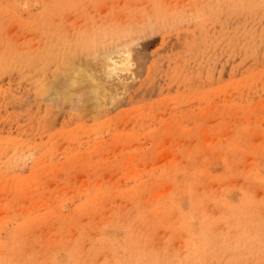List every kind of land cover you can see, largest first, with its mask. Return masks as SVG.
Here are the masks:
<instances>
[{
  "label": "rangeland",
  "instance_id": "1",
  "mask_svg": "<svg viewBox=\"0 0 264 264\" xmlns=\"http://www.w3.org/2000/svg\"><path fill=\"white\" fill-rule=\"evenodd\" d=\"M0 264H264V0H0Z\"/></svg>",
  "mask_w": 264,
  "mask_h": 264
},
{
  "label": "bare ground",
  "instance_id": "2",
  "mask_svg": "<svg viewBox=\"0 0 264 264\" xmlns=\"http://www.w3.org/2000/svg\"><path fill=\"white\" fill-rule=\"evenodd\" d=\"M121 20H122V19H121ZM113 23H114V21L112 22V24H113ZM116 23H117V22H115V24H116ZM118 23H119V22H118ZM109 25H110V24H109ZM100 29H101V28H98V30H100ZM103 33H104V32H103ZM105 33H110L111 35H114V34L116 35V34H118V36L122 34V33L119 34L118 29H116L115 27H109V28H107ZM78 34H79V33H78ZM98 36H100L99 31H97V33L93 32V34H92L91 37H89V38H90V39H93V40L97 43V41H98L99 38L101 37V36H100V37H98ZM102 36H103V35H102ZM101 38H102V37H101ZM89 41H90V40H89ZM94 41H92V42L94 43ZM86 42H87V41H86ZM89 44H90V43L88 42V46L91 45V44H90V45H89ZM94 44H95V43H94ZM94 44L91 45L90 47H94V46H95ZM45 45H46V44H45ZM85 45H86L85 49L87 48L86 50H89V49H88L89 47L87 46V43H86ZM111 47H112V46H111ZM95 48H98L97 45L95 46ZM95 48H94V49L91 48V52H92V54L95 53V52L97 51V49L95 50ZM127 48H128V47H127ZM107 49H108V48H107ZM111 50H112V49H111ZM111 50H110V51H111ZM68 51H69V50H68ZM74 51H75V49H74ZM89 51H90V50H89ZM89 51H88V52H89ZM37 52H39V51H37ZM46 52H47V51H46ZM70 52H71V51H70ZM83 52H84V51H83ZM106 52H107V51H106ZM108 52H109V50H108ZM108 52H107V54H108ZM63 53H64V52H63ZM67 53H69V52H66V54H67ZM77 53H78V52H76V54H75L76 56H77ZM81 53H82V52H80V54H81ZM85 53H87V52H85ZM104 53H105V51H104ZM117 53H118V52H117ZM35 54H36V53H35ZM46 54H47V53H46ZM64 54H65V53H64ZM73 54H74V52H73ZM73 54H72V55H73ZM89 54H90V53H89ZM105 54H106V53H105ZM123 54H124V53H123ZM37 55H38V54H36V56H37ZM61 55H62V53H61ZM67 55H68V54H67ZM72 55H71V56H72ZM84 55H85V54H84ZM103 55H104V54H103ZM26 56H27V55H26ZM62 56H63V55H62ZM69 56H70V55H69ZM69 56H68V57H69ZM86 56H87V54H86ZM94 56H95V54H94ZM98 56H99V55H98ZM98 56H97V57H98ZM122 56H123V55H121V57L119 56L120 59L117 60V59H114L115 57H114V58H112V57H106V56L104 55L105 60H104V59H103V60L101 59L102 61H101V60L98 61V62H99V63H98V64H99V70L102 71L101 73L105 74L104 79H105V77L108 78V77H111V76H112V78H115V77H113V75H116V71H115V69H116L117 67H115V66H116L118 63H120V62L123 63L124 66L126 67V69L130 72V76H129V77H133V74H131L132 72L130 71V68H131L132 65H133L131 55L126 53L125 56H123V57H122ZM97 57L95 56V58H97ZM116 57H117V56H116ZM119 57H118V58H119ZM62 58L64 59V57H62ZM71 58H72V57H71ZM75 58H76V57H75ZM63 59H62V62L65 61V60H63ZM67 59H68V58H67ZM97 59H98V58H97ZM121 59H122V61H121ZM70 60H71V59H70ZM113 60H114V61H113ZM116 60H117V62H116ZM67 61H69V60H67ZM86 61H87V60H86ZM86 61H84V62H86ZM87 62H88V61H87ZM64 63H65V62H63L62 64H64ZM68 63H69V62H68ZM111 63L114 64V67H115V68H114V67L112 68ZM121 63H120V66H121V68L123 69L124 66L121 65ZM77 64H78V63H77ZM79 64H80V62H79ZM84 64H85V63H84ZM113 64H112V65H113ZM65 65H66V64H65ZM71 65H72V66H71ZM74 65H76V64H74V63H73V64H72V63L69 64V67H68V68H69V69H68V70H69V73H68V74H69V77H70L69 79H70V80L68 79V81H67L68 83H66L65 85H62V86L60 87V88L62 89V90H61L62 95L64 96L65 94H68V92H69L70 89H71L70 91H73L72 89H74V88H76V90H77V88H79V87L82 86L83 84H86L87 82L89 83V81L92 82V79H93L94 83H95L96 85L98 84V85L96 86L97 88H96L95 86H94L95 88H94V87L91 88V85L89 84L88 87L90 86L91 89H90V88H87L86 91H88V89H89V91H88L87 94H89L90 97L92 96V97H91L92 99H90V100H91L92 103L94 102V105H95L96 103H101V102H103L100 98H99V99H100V102H99L98 97H100V96H99L100 93H102L103 90H104L105 88H106V89L108 88V86H107V87L105 86L106 83H105L104 81H102V82L105 83V84L103 85V83L100 81L101 78H99V76H97V77L94 78V76H91V75H90V74H92V73L89 74V75L91 76V80H89V79H90V76H89V75H88V76H89V79H88V77L85 75V77L83 78L84 80H83V79H82V72H83V71L86 72V70H84L83 68H81V65H78V66H80V67H78L77 65H76V66H74ZM118 66H119V65H118ZM120 66H119V67H120ZM82 67H83V66H82ZM132 68H133V67H132ZM66 69H67V66H66ZM117 69H118V68H117ZM122 71H123V70H122ZM238 71H239V70H238ZM86 74H87V73H86ZM103 74H102V75L100 74V76L103 77ZM118 74H119V73H118ZM93 75H94V74H93ZM95 75H97V74L95 73ZM106 75H107V76H106ZM126 75H127V74H126ZM128 75H129V74H128ZM119 76H120V75H119ZM119 76H117V79L115 78V80H117V82H116L115 84H112V85H113L112 87L109 86V88L111 87V88L113 89V90H111V91H115L114 89L117 88V90H116L115 92H118V91L123 92V86H124L123 83H124V82L122 81L123 78H122L121 76H120V78H122V79H118ZM67 77H68V76H67ZM96 78H97V79H98V78L100 79V80H99L100 83H99V82H95V81H97ZM112 78H111V79H112ZM104 79H103V80H104ZM127 79H128V78H127ZM108 80L111 81L110 79H108ZM105 81L107 82V80H105ZM113 81H114V79L111 81V83H112ZM94 83H93V84H94ZM107 83H110V82H107ZM111 83H110V84H111ZM95 84H94V85H95ZM104 86H105V87H104ZM113 87H114V88H113ZM111 88H110V89H111ZM81 89L84 90L85 88L83 87V88H81ZM102 89H103V90H102ZM110 89H109V90H110ZM76 90H75V91H76ZM107 90H108V89H107ZM109 90H108V91H109ZM64 91H66V92H64ZM77 91H78V90H77ZM105 91H106V90H105ZM108 91H106V92H108ZM57 92H59V91L57 90ZM106 92H105V93L103 92L104 94L102 93V95L105 96V95H106ZM59 93H60V92H59ZM59 93H58V94H59ZM119 93H120V92H119ZM117 95H119V94L117 93ZM117 95H116V96H117ZM77 96H78V97H81V92H80V96H79V95H77ZM103 96H102V97H103ZM111 96H112V95H111ZM111 96H110V97H111ZM116 96H114V97H116ZM119 96H120V95H119ZM119 96H118V97H119ZM87 97H88V96H87ZM87 97H86V98H87ZM102 97H101V98H102ZM106 97H107V96H106ZM112 97H113V96H112ZM61 98H62V97H61ZM84 98H85V97H84ZM65 99H66V98H65ZM102 99H103V98H102ZM90 100H89V101H90ZM103 100H107V99H103ZM108 100H109V97H108ZM68 101H69V100H68ZM115 101H116V100H115ZM65 102H67V99H66ZM113 102H114V101H113ZM103 103H104V102H103ZM105 103H107V102H105ZM105 103H104V105H106ZM108 103H109V102H108ZM108 103H107V104H108ZM111 103H112V102H111ZM101 104H102V103H101ZM79 105H80V104H79ZM97 105H98V104H97ZM72 106H73V105H72ZM83 106H85V104H84ZM95 106H96V105H95ZM98 106H100V104H99ZM98 106H97V107H98ZM74 107H75V105H74ZM78 107H79V106H78ZM92 107H93V106H92ZM100 107H102V106H100ZM79 108H80V107H79ZM85 108H86V107H85ZM91 109H93V108H91ZM139 126H140V125H139ZM238 126H239V125H238ZM217 143H218V142H217ZM155 170H156V169H155ZM171 170H172V169H171ZM169 190H170V189H169ZM166 192H168V190H167ZM166 192L164 191V195H163L162 192H159V193H160V194L162 193L161 195H162V196H165V195H166V194H165ZM159 193H156L157 195L155 194L157 198L159 197V195H158ZM27 194H28V193H27ZM155 195H154V196H155ZM225 195H226V194H225ZM227 195H228V194H227ZM86 196H87V195H85V197H86ZM156 197H154V199H155ZM61 202H62V201H61ZM97 218H98V217H97ZM95 220H96V218H95ZM99 220H100V218H99ZM36 234H37V233H36ZM94 236H95V235H94ZM120 244H121V243H120ZM97 259H98V258H97Z\"/></svg>",
  "mask_w": 264,
  "mask_h": 264
}]
</instances>
